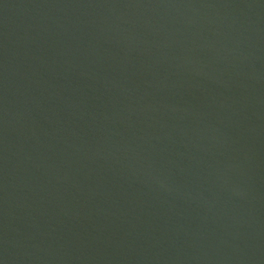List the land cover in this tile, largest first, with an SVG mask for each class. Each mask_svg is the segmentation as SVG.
Segmentation results:
<instances>
[{
	"label": "water",
	"instance_id": "water-1",
	"mask_svg": "<svg viewBox=\"0 0 264 264\" xmlns=\"http://www.w3.org/2000/svg\"><path fill=\"white\" fill-rule=\"evenodd\" d=\"M0 264H264V0H0Z\"/></svg>",
	"mask_w": 264,
	"mask_h": 264
}]
</instances>
